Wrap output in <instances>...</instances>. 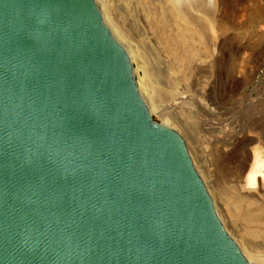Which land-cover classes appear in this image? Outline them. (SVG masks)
Wrapping results in <instances>:
<instances>
[{
    "label": "water",
    "instance_id": "95a60500",
    "mask_svg": "<svg viewBox=\"0 0 264 264\" xmlns=\"http://www.w3.org/2000/svg\"><path fill=\"white\" fill-rule=\"evenodd\" d=\"M0 264H250L97 0H0Z\"/></svg>",
    "mask_w": 264,
    "mask_h": 264
},
{
    "label": "rangeland",
    "instance_id": "374dc122",
    "mask_svg": "<svg viewBox=\"0 0 264 264\" xmlns=\"http://www.w3.org/2000/svg\"><path fill=\"white\" fill-rule=\"evenodd\" d=\"M167 1L97 0L107 24L115 29L133 59L137 81L147 103L150 89L157 99L158 108L151 109L153 116L184 137L227 231L238 241L240 236L234 230L237 225L240 234L264 259V237L260 235L264 229V184L255 188L246 185L248 174L264 160V0H223L214 10V16L223 23L227 21V27L220 31L215 23L199 15L197 20L203 36L171 12ZM175 27L181 29L179 35ZM219 38L220 49L214 46ZM154 68L160 71L157 78L152 73ZM178 91L183 94L175 97ZM181 97L188 103H179ZM160 111L176 114L184 121L175 123ZM183 126L193 133L194 141L186 136ZM244 159L248 165L241 179L244 183L233 191L256 196L240 211L248 216L237 219L229 212L231 204L223 199L225 194L221 197L214 183L223 186L222 176L226 172L237 176V168Z\"/></svg>",
    "mask_w": 264,
    "mask_h": 264
},
{
    "label": "bare ground",
    "instance_id": "6f19581e",
    "mask_svg": "<svg viewBox=\"0 0 264 264\" xmlns=\"http://www.w3.org/2000/svg\"><path fill=\"white\" fill-rule=\"evenodd\" d=\"M99 4V3H98ZM168 9L173 12L175 15H177L183 22L186 23V25H190L192 27H194L197 31H198V35H201L203 36L204 33H203V30L199 24V20H197V16L201 15V16H204L210 23H215L216 27H218V30L220 31H223L227 25H226V22L223 23L221 19H217L215 16H214V10L216 9V7L221 4H223V0H168L167 3H166ZM167 9V8H166ZM152 12V11H151ZM156 14V13H154ZM104 15V14H103ZM153 15V14H152ZM155 16V15H154ZM105 18V21H106V17L104 16ZM221 18V17H220ZM199 19V18H198ZM201 19V18H200ZM205 19V20H206ZM206 20V21H207ZM205 21V22H206ZM204 22V20H203ZM107 23V22H106ZM208 23V22H207ZM206 23V24H207ZM259 24V21L257 23V25ZM109 25V24H108ZM110 27V25H109ZM209 27V26H208ZM214 27V26H213ZM211 27V28H213ZM111 28V27H110ZM215 28V27H214ZM210 29V28H208ZM111 30L113 31V34L117 37V35L115 34V29L114 28H111ZM181 30V29H180ZM178 28L175 27V31H177L178 35H179V31H180ZM206 30V29H205ZM121 31V30H120ZM211 31V30H210ZM214 31V30H213ZM212 31V32H213ZM206 33V31H204ZM120 33V32H119ZM175 33V32H174ZM181 33V31H180ZM209 33V32H208ZM207 33V34H208ZM122 34V31L121 33ZM215 31L213 33V37H215ZM184 35V33L182 34ZM188 35V34H187ZM191 37V35H189ZM195 36V35H194ZM206 36V35H205ZM196 37V36H195ZM180 38V37H179ZM202 39H204L203 37H201ZM216 38H218L216 36ZM117 39H119L117 37ZM211 39V38H210ZM185 40V39H184ZM193 40V39H192ZM119 41H121L119 39ZM216 43L214 44V46H216V48H219L220 49V46H221V40L220 38L215 41ZM122 43V42H121ZM178 43V42H177ZM185 43V42H184ZM207 43V42H206ZM212 43V42H211ZM187 46V45H186ZM208 48V47H207ZM185 49V48H184ZM215 49V48H213ZM212 49V50H213ZM189 51V50H188ZM187 52V51H186ZM211 53V51H210ZM130 54V53H129ZM185 54V53H184ZM216 54V53H215ZM198 55V54H197ZM131 56V55H130ZM213 56V55H212ZM191 57V56H190ZM211 57V56H210ZM181 58V57H179ZM197 58V56H196ZM201 58V57H200ZM132 59V57H131ZM185 59V58H184ZM194 59V58H193ZM210 59V58H209ZM182 60V59H181ZM208 60V59H207ZM206 60V61H207ZM133 61V59H132ZM193 61V60H192ZM195 61V60H194ZM209 61V60H208ZM207 61V62H208ZM214 61V60H213ZM212 61V62H213ZM211 62V61H210ZM193 63V62H192ZM152 73L153 75L157 78L159 75H160V71L156 70V68L152 69ZM149 89V88H148ZM150 93H151V97H150V102L147 103L148 105H150V109H157L158 108V102H157V99L154 98V93L152 91V89H150ZM142 92V91H141ZM185 93V92H184ZM143 94V93H142ZM175 97L177 96H181L183 93L182 92H176L175 93ZM144 96V95H143ZM184 97H181L179 100V103H188V100L187 101H183ZM189 98V97H188ZM190 99V98H189ZM146 100V99H145ZM190 103V102H189ZM192 103V102H191ZM181 105V104H180ZM206 105V104H205ZM161 112V111H160ZM159 112V113H160ZM161 115L164 116L166 119L168 120H173L175 123H180V119H183V118H178L176 116V114H170V112H167V111H162L161 112ZM188 115V114H186ZM189 117V115H188ZM184 121V119H183ZM183 128H185L186 130V136L189 138V140H193L194 141V135L192 132L189 131V129L186 128V126H183ZM250 139V138H249ZM248 141V140H247ZM247 153V152H246ZM245 153V154H246ZM249 156V155H248ZM247 156V157H248ZM245 160V159H244ZM241 163V162H240ZM237 164V163H236ZM238 166V165H237ZM247 161L245 160L244 162H242L240 164V166H238V174L237 176L236 175H230V173L226 172L223 174L222 176V185H219L217 182H215V187H216V191L219 193V195H221V197L224 195V200L225 202H229V204H231V208L229 210L230 214L232 213L233 214V217L234 218H241L243 217L244 215H246V213L244 212H240L242 210V208H244L246 206V203L249 202L250 199H252V197H255L256 195L254 193H248L246 194V191L245 193H243L242 191H240L239 193L236 192V194H234L235 191H233V189H237L239 190L240 187H241V183L243 182L241 179L243 178V175L245 174L246 170H247ZM221 170V169H220ZM209 170H207L208 172ZM202 172V170H201ZM210 173V172H209ZM223 173V172H222ZM208 174V173H207ZM233 176L234 179L232 178ZM236 178V179H235ZM244 180V179H243ZM232 182H234L235 184H232ZM213 183V182H211ZM244 183V182H243ZM264 184V160H262L261 162H258L255 166V168L253 169L252 172H250V174H248L247 178H246V185L248 187H252V188H255L259 185H263ZM207 185V184H206ZM211 186V185H209ZM262 187V186H261ZM211 191H212V188H211ZM215 191V190H214ZM261 192V191H260ZM213 193V192H212ZM258 195V194H257ZM259 196V195H258ZM220 198V197H219ZM257 198V197H256ZM255 198V199H256ZM254 200V198H253ZM258 201V200H257ZM216 203V202H215ZM217 206V204H216ZM251 207V206H250ZM223 208V207H222ZM227 208V206H226ZM255 208V207H254ZM259 209V208H258ZM227 210V209H226ZM225 210V211H226ZM235 210V211H234ZM245 211V210H244ZM217 212H218V215L220 217V219L222 220V217H221V214L219 212V209L217 207ZM227 214V213H226ZM250 214V213H249ZM257 214V213H256ZM227 216V215H226ZM230 216V215H229ZM248 216V215H246ZM253 216V215H252ZM260 216V215H259ZM228 217V216H227ZM245 217V216H244ZM250 217V216H249ZM256 217V216H255ZM252 219V217H250ZM246 219V218H245ZM248 219V217H247ZM233 220V218L231 219ZM223 221V220H222ZM227 221V220H226ZM234 221V220H233ZM246 221V220H245ZM250 221V219H249ZM231 222V221H230ZM241 222V220H240ZM244 222V221H243ZM224 223V222H223ZM227 223V222H226ZM242 223V222H241ZM234 224V223H233ZM244 224V223H243ZM247 224V223H246ZM225 225V223H224ZM227 225V224H226ZM248 225V224H247ZM231 226V224H230ZM235 226V224H234ZM249 226V225H248ZM254 226V225H253ZM261 226V225H260ZM229 227V226H228ZM233 227V226H232ZM244 228V227H243ZM246 228V227H245ZM244 228V229H245ZM228 230V229H227ZM234 230L237 234H239V240L237 241L235 239V237L229 233L233 239L238 243V245L240 246L241 250L243 251L244 255L246 256V258L248 259L249 263L250 264H263L264 263V259H262V257L257 253V249L254 245H252L245 237L243 234H240V231L238 228H237V225L234 227ZM249 232H256V231H253L252 229H245ZM233 231V230H232ZM234 232V231H233ZM232 232V233H233ZM259 232V231H258ZM235 234V233H234ZM260 235L262 237H264V229L263 231L261 230L260 232ZM238 236V235H236Z\"/></svg>",
    "mask_w": 264,
    "mask_h": 264
}]
</instances>
